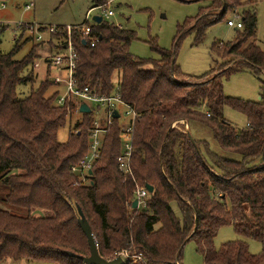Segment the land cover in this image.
Instances as JSON below:
<instances>
[{"label":"trees","instance_id":"16d2710c","mask_svg":"<svg viewBox=\"0 0 264 264\" xmlns=\"http://www.w3.org/2000/svg\"><path fill=\"white\" fill-rule=\"evenodd\" d=\"M207 1L185 25L199 31V41L205 29L242 7L239 0ZM103 2L95 0L93 7ZM240 22L231 42L213 46L223 66L198 78L185 77L176 67L183 27L174 49H154L157 60L133 56L129 46L135 33L104 19L90 26L92 38H97L94 47L73 30L78 86L104 96L117 92L139 115L132 131L134 181L118 169L122 138L114 120L99 158L85 175L88 182L82 184L71 168L88 151L93 115L81 114L67 141L60 143L58 130L75 105L56 106V91L46 97L53 86L48 78L20 99L17 87L34 83L35 49L21 60L14 59L16 49L0 51V181L8 187L3 202L52 213L18 216L0 209V263L85 264L78 258L90 256L78 225L80 209L98 254L107 261L127 250L141 255L137 264H175L184 246L193 242L203 264H264V250L252 254L244 241L264 243V83L258 102L226 97L221 83L223 74L244 70L264 76V40L256 44L255 11H243ZM4 31L0 25V44ZM224 107L245 115L244 129L224 120ZM181 120L187 131L182 124L172 127ZM191 124L206 128L211 140L196 138ZM136 185L153 188L141 210L131 206ZM226 226L240 239L215 248L214 238Z\"/></svg>","mask_w":264,"mask_h":264},{"label":"rangeland","instance_id":"374dc122","mask_svg":"<svg viewBox=\"0 0 264 264\" xmlns=\"http://www.w3.org/2000/svg\"><path fill=\"white\" fill-rule=\"evenodd\" d=\"M106 3L109 0H103ZM242 7L234 11H228L220 22L215 23L205 29L202 39L199 41V31L186 28L188 20L195 19L201 8L207 6V0L186 3L180 0H112L108 5V10L113 12L112 16L106 17L102 10H93L90 13L88 23L86 15L95 5V0H0V25L5 26V31L1 35L0 51L8 54L16 49L14 59L21 60L33 48L38 57L41 69L33 71L34 83L17 87L18 97L24 99L31 90H35L39 84L48 78L51 82L57 75L51 69L48 75V68L44 67V58L53 56L55 52L41 46L35 40V34L23 27L25 24H39L43 26H76L83 27L93 25L92 18L100 16L104 21L131 30L135 33L136 39L129 46L130 53L141 59L157 60L159 55L154 49L172 50L175 47V38L179 33L180 41L176 48L175 63L179 72L188 78H198L210 73L217 67L223 66V60L217 55L213 46H219L231 42L239 29L228 27L226 21L235 18L240 22L243 11H255L257 18L256 44L262 45L264 40V0H239ZM27 5H32L30 10H26ZM24 28V29H23ZM43 40L48 38L44 31ZM202 36V35H201ZM221 44V45H220ZM46 55H45V54ZM35 58V57H34ZM32 59V63L34 61ZM38 71V72H36ZM221 77L223 93L226 97L234 98L243 102H258L263 93V75H256L251 71L244 70ZM189 79H185L188 81ZM53 83V82H52ZM56 91V87L47 90L46 97L51 96ZM93 110L92 115L98 113L99 107L90 103ZM120 113L123 109L118 107ZM101 111V110H100ZM70 113V112H69ZM101 112L99 113V115ZM224 120L233 125L236 129L242 130L246 126V117L241 112L230 107H224L222 112ZM81 113L71 111L65 125L58 130L57 140L65 143L77 120H80ZM183 121V120H181ZM127 119L122 118L120 123L126 124ZM175 127L180 123H174ZM173 124V125H174ZM183 125V124H182ZM188 128V126H187ZM191 132L196 138L211 140L210 132L197 124H191ZM212 147L218 150L212 143ZM234 159H239L235 156ZM87 184V179L82 181ZM139 186V185H138ZM8 193V187L0 181V209L11 212L18 216L49 217L52 213L47 210L12 207L3 202ZM240 239L231 226L221 228L214 238L215 248L221 244ZM248 250L252 254H258L264 250V243L253 240H244ZM25 262V261H24ZM179 264H203L202 256L196 252L193 242L187 243L182 251ZM4 262L0 263L3 264ZM26 263V262H25ZM11 264H19L13 263ZM27 264V263H26ZM28 264H51L44 262H29Z\"/></svg>","mask_w":264,"mask_h":264},{"label":"built area","instance_id":"2783aa9c","mask_svg":"<svg viewBox=\"0 0 264 264\" xmlns=\"http://www.w3.org/2000/svg\"><path fill=\"white\" fill-rule=\"evenodd\" d=\"M111 2L112 0H109L104 4L91 8L86 15L84 25L88 23L90 13L93 10H102V13L106 17L112 16L113 12L107 8ZM0 5L4 6L1 3ZM31 7L32 5H27L25 9L30 10ZM226 24L228 27H235L236 29L242 28L241 22H236L235 18L228 19ZM90 26H43L39 24H25L23 27L31 30L35 34V40L37 43L46 47V49L55 52V55L43 58L45 69H53L57 74L52 80L57 93L55 105L65 106L72 103L75 105V111H78L79 106L84 103L91 110L89 114H92L93 110L90 106L91 103L98 106L101 110H98V113L93 116L89 132L88 151L85 156L71 168V171L79 175L81 181H85V175L91 172L93 163L100 156L101 146L103 139L108 132V127L113 124L114 120H118L120 123L122 118H126V124L122 125L120 123L122 148L117 162L120 172H122L124 176L131 177L134 181L131 169L132 131L135 120L139 116L138 113L132 106L125 103L117 92H114L109 96L99 95L98 93L91 91L89 87L80 88L77 80L75 79L74 74L78 61V54L73 44L72 32L74 29L79 30L81 35L88 39L90 46L94 47L97 42V38H92ZM44 31L48 34V38L46 40H43L41 35ZM59 33H62L61 37L58 36ZM51 42L54 46L51 45ZM37 58H34L32 63V69L34 71L40 70ZM118 107L123 109V113L119 112ZM114 111L118 113L117 118H114L113 116ZM100 112L101 114L99 115ZM180 123L184 125L185 130L188 129L187 124L184 121H180ZM172 127H175V124ZM149 195L150 193L145 186L136 185L134 190V200H136L137 206L135 209L141 210L145 208ZM117 257L121 258L124 263L137 264L142 261L141 255H132L127 250H122L116 253L115 258ZM175 264L179 263L175 262Z\"/></svg>","mask_w":264,"mask_h":264},{"label":"water","instance_id":"95a60500","mask_svg":"<svg viewBox=\"0 0 264 264\" xmlns=\"http://www.w3.org/2000/svg\"><path fill=\"white\" fill-rule=\"evenodd\" d=\"M92 20L94 23L100 24L102 22V17L94 16L92 18ZM82 43L86 44V41L83 40ZM172 64H173V62H172ZM78 112L81 114H84V113L89 114L91 112V110L86 104L83 103L79 106ZM113 116H114V118H117L118 113L116 111H114ZM190 139H191V142L195 145L193 139L192 138H190ZM90 173L91 172H89V174ZM145 187L149 191V193H151L153 191V188L151 186L147 185ZM131 206L133 209L136 208V206H137L136 200H134L132 202ZM77 212H78V225L81 228L82 232L84 233V235L87 239V244L89 246L90 256L88 258H82V257H78V256H76V257L81 258L85 264H124L122 259L119 257L114 258L113 260H110V261H107V260L100 257V255L98 254L95 239L92 235V231H91V228H90L87 220L83 216L82 211L80 209H77ZM71 255L74 256L73 254H71Z\"/></svg>","mask_w":264,"mask_h":264},{"label":"crops","instance_id":"0c3cea01","mask_svg":"<svg viewBox=\"0 0 264 264\" xmlns=\"http://www.w3.org/2000/svg\"><path fill=\"white\" fill-rule=\"evenodd\" d=\"M119 27H120V26H119ZM36 54H38V53H35V58H37V57L40 58V56H38V55H36ZM44 54H45V53H44ZM45 55H46V54H45ZM41 59H43V58H41ZM37 60H38V59H37ZM39 65H40V64H39ZM44 67H45V65H44ZM40 69H41V65H40ZM38 71H39V70H38ZM38 71H36V72H38ZM50 71H51V69H50ZM3 264H11V260H10V259L5 260ZM19 264H26V263L24 262V260H22V261L19 262Z\"/></svg>","mask_w":264,"mask_h":264}]
</instances>
